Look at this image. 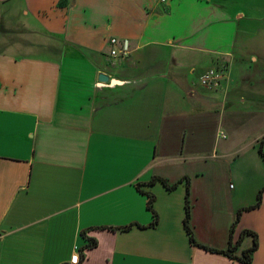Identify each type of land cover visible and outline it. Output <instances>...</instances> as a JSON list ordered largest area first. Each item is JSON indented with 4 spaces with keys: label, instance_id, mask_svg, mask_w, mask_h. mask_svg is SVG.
<instances>
[{
    "label": "crops",
    "instance_id": "0c3cea01",
    "mask_svg": "<svg viewBox=\"0 0 264 264\" xmlns=\"http://www.w3.org/2000/svg\"><path fill=\"white\" fill-rule=\"evenodd\" d=\"M237 11L216 0H0V264H71L76 252V264H243L191 243L185 181L150 182L188 178L193 237L216 249L264 186V129L218 155L224 114L261 100L230 65L252 39ZM111 37L129 42L126 57L110 55ZM217 67L228 80L202 87ZM243 230L257 237L249 264H264V191L234 226L238 254L253 244Z\"/></svg>",
    "mask_w": 264,
    "mask_h": 264
},
{
    "label": "rangeland",
    "instance_id": "374dc122",
    "mask_svg": "<svg viewBox=\"0 0 264 264\" xmlns=\"http://www.w3.org/2000/svg\"><path fill=\"white\" fill-rule=\"evenodd\" d=\"M216 2L225 3L235 13L238 10L239 14L243 13L246 16V18L240 19L242 21L239 28L241 30L247 25L249 27L246 29L247 34L251 35L250 39H252L241 43L240 47L243 55L239 53L235 55L230 65L233 69L234 78H244L242 81L246 84L248 91L259 95L261 98L259 101L250 100L245 105L231 108L217 123V127L222 129L226 135L225 139H218V155H220L221 150L230 152L235 144L242 146L243 143L250 142L249 145H251L255 134L264 129V41L263 39L260 41L256 31L258 29L257 23H259L258 17L264 15V8L261 9L264 2L262 0H216ZM260 23L263 26L264 19H261ZM225 143L227 146L226 149H223L222 145ZM223 160L233 164L231 167L237 168L234 167V165H237L234 163H238L239 160H233L234 162H232V157H226L222 159V163ZM227 168H229L228 164H226V170ZM230 183L233 184L232 181H226V184Z\"/></svg>",
    "mask_w": 264,
    "mask_h": 264
},
{
    "label": "trees",
    "instance_id": "16d2710c",
    "mask_svg": "<svg viewBox=\"0 0 264 264\" xmlns=\"http://www.w3.org/2000/svg\"><path fill=\"white\" fill-rule=\"evenodd\" d=\"M257 151H258V154L261 158L262 165L264 168V137L258 141ZM154 180L160 181L163 184V186H165V188L167 190H173L179 183H181L182 181H185L183 226L185 228L186 233L188 234V237H189V240L191 241V243H193V244H195V245H197V246H199V247H201L207 251L224 254L227 257L234 259V260H237L238 262L243 263V264H249L251 262L252 255H253L254 251L256 250V247H257L256 234L252 231H249V230H243L242 231L240 238H242L245 235H252L253 244L251 247L241 251L238 254V253H236V248H237L236 244L238 241H236L235 243L232 242V233H233L234 226L237 224V221L239 219L241 212L243 210H250V209L256 208L260 204V197H261V193L264 191V186L259 189L255 203L248 205L246 207H242L241 209H239L237 211L236 216H235V218L231 224V227H230L228 246L225 249H216L213 247H209V246H205V245L197 243V241L193 237L192 230H191L190 225H189L191 214H190V204H189V182H188V178L183 177L179 180L169 182L168 180H166L164 178L153 177V179H151L150 182H152ZM146 195H147V208L153 214V221L151 222V224L154 225L156 223V220H157L156 213L152 208L153 202H154V195L153 194H146ZM82 235H84V234H82ZM87 240H88L87 248H90V247H93L96 245L95 239L87 237Z\"/></svg>",
    "mask_w": 264,
    "mask_h": 264
},
{
    "label": "built area",
    "instance_id": "2783aa9c",
    "mask_svg": "<svg viewBox=\"0 0 264 264\" xmlns=\"http://www.w3.org/2000/svg\"><path fill=\"white\" fill-rule=\"evenodd\" d=\"M164 1V0H161ZM111 56L126 57L130 53V45L127 40H119L116 37L109 38ZM228 80L227 67L210 68L203 71L198 78L199 84L208 89H215L221 86L223 81ZM226 135L223 131H219V137L224 138ZM78 253H74L70 263L76 264L79 261Z\"/></svg>",
    "mask_w": 264,
    "mask_h": 264
},
{
    "label": "water",
    "instance_id": "95a60500",
    "mask_svg": "<svg viewBox=\"0 0 264 264\" xmlns=\"http://www.w3.org/2000/svg\"><path fill=\"white\" fill-rule=\"evenodd\" d=\"M98 79L100 81H107L108 80V77L106 75H104V74H99Z\"/></svg>",
    "mask_w": 264,
    "mask_h": 264
}]
</instances>
